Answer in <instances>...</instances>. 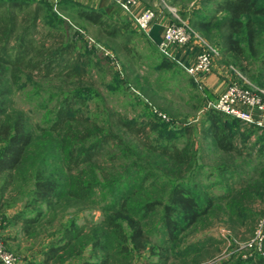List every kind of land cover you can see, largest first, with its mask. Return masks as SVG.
<instances>
[{
    "label": "trees",
    "instance_id": "obj_1",
    "mask_svg": "<svg viewBox=\"0 0 264 264\" xmlns=\"http://www.w3.org/2000/svg\"><path fill=\"white\" fill-rule=\"evenodd\" d=\"M210 1L217 6L216 16L209 20L200 18L194 24L205 33L215 34L216 45L223 55L232 54L238 62L259 55L264 0ZM31 2L0 0V201L12 193L11 199L16 198L15 194L20 195L25 207L50 205L56 198L61 200L55 206L69 199L85 203L99 185L105 184L108 194L116 197L104 209L107 218L97 225L82 226L72 219L69 225L57 230L41 260L25 264H132L134 252L147 249L152 231L176 241L200 221L217 199L211 192H205L206 200L202 198L206 185L197 192L204 168L197 169L188 146L180 148L154 140L151 135L156 126L154 120L140 122L117 116L114 123L100 124L75 110L79 90H71L63 95L51 127L43 129L33 124L14 99L15 85L21 75L66 81L82 76L86 62L80 52L73 56L78 44L69 33L72 22L59 16L62 32L52 28L46 33L55 40L47 45L36 39L39 21L44 18L42 12L51 4L39 2L33 8ZM78 13L100 27L99 42L106 38L110 45L118 37L122 25L107 18L100 9L79 7ZM158 25L153 27V39L149 37L157 46L163 39V36L159 41L154 38ZM115 50L122 51L120 47ZM164 58L176 63L165 55ZM257 86L264 87V83ZM210 111L226 115L215 109ZM219 115L210 116L209 137L221 150H237L238 133L234 128L240 120L232 117L235 122L231 124ZM47 132L51 133L49 146L39 141L40 135ZM259 139L260 151L264 153V134ZM114 147L118 148L114 159L123 162L109 166L110 170L95 171L100 156ZM53 163L60 166L58 174L50 170ZM22 185L26 186L25 191H21ZM152 190L160 195L146 198L139 195ZM228 197L223 196V200ZM42 214L40 211L32 218L18 212L13 219L29 233L40 223ZM198 245L190 244L182 255L189 256L193 250L198 254L203 252L205 247L200 249ZM159 249V264H169L174 256L165 246ZM254 256L234 264H264V255ZM0 264H3L1 260Z\"/></svg>",
    "mask_w": 264,
    "mask_h": 264
},
{
    "label": "rangeland",
    "instance_id": "obj_2",
    "mask_svg": "<svg viewBox=\"0 0 264 264\" xmlns=\"http://www.w3.org/2000/svg\"><path fill=\"white\" fill-rule=\"evenodd\" d=\"M30 1L33 8L39 2L51 4V7L44 8L42 12L44 18L39 21L36 39L50 45L55 39L50 35L46 36V33L52 28L57 29L56 31L63 30L59 16L72 22L73 28L69 33L78 44L73 56L80 52L86 62V72L82 76L66 81L63 78L21 75L20 81L15 85L14 99L33 124L43 129L51 127L63 95L71 90H79L75 110L100 124L114 123L117 116L140 122L154 120L156 126L151 132L154 140L159 144L177 145L180 148L188 146V151L196 160L197 169L198 166L204 168V174L199 179L202 184L197 192L203 191L206 185L202 198L206 200L205 192H211L217 199V203L200 221L176 241L163 233L152 231L147 249L141 253L135 251L132 264H159V246H165L174 256L169 264H226L229 261L234 264L239 259L264 255V240L260 246L257 244L249 247L258 233L262 232L264 236V153H261L262 146L259 143L264 130L246 122L237 123L234 131L238 133L235 140L238 149L234 151L221 150L209 137L208 129L212 123L210 116L219 114L206 108L207 99H215L216 95L210 96L214 93L210 94L205 82L206 77L215 71V66L210 73L196 80L185 69L184 63L189 64L188 61L169 58L176 62L172 63L164 58L156 41L138 29L135 22L111 0ZM156 1L162 4L161 9L168 11L169 23L180 24L185 21L193 29H197L208 45L217 47L215 34L205 33L194 24L200 18L209 20L216 16L215 3L211 7H204L202 0ZM157 5H152L151 8L158 13L160 8ZM59 6L68 10L60 9ZM79 7L98 8L107 18L119 22L122 28H119L115 41L110 42V45L106 38L99 42L97 33L100 27L80 16ZM157 27L154 38L159 41L165 25L162 22ZM261 34L259 55L254 58L238 62L232 54L223 55L220 49L221 55L215 60V65L217 63V67L221 69L215 71L217 79L221 77L223 80L226 74L224 79L228 85L238 82L245 88H252L259 82L264 83V32ZM93 40L95 43H91ZM196 40L198 38L193 41ZM199 41L196 43L201 50H207L208 46H202L203 42ZM119 47L122 49L121 53L115 50ZM104 50L114 55V62L105 55ZM219 116H222L223 121L231 124L235 122L228 115ZM49 134L51 133L40 135L39 141L49 146ZM117 150L114 147L110 153L105 151L100 156L95 171L103 172L102 170H110L109 166L120 165L123 160L114 159ZM57 168H60L58 163H53L50 170L56 173ZM90 169L88 168L89 174ZM25 188L22 185L21 191H25ZM108 191L103 184L96 188L95 194L85 203L69 199L71 201L63 200L55 206L61 200L56 198L53 204H40L35 208L25 207L20 195L15 194L16 198L11 199L12 193H6L0 201V236L9 251L21 259L20 264L39 261L57 230L69 225L72 219H76L82 226L87 223L97 225L107 218L104 209L116 199ZM139 195L146 198L151 195L159 196L160 193L152 190ZM223 196L229 197L223 200ZM40 211H43L40 223L29 233L20 222L13 219L18 212H25L33 218ZM190 244H196L200 249L205 247V250L199 254L193 250L189 256H183L182 251Z\"/></svg>",
    "mask_w": 264,
    "mask_h": 264
},
{
    "label": "built area",
    "instance_id": "obj_3",
    "mask_svg": "<svg viewBox=\"0 0 264 264\" xmlns=\"http://www.w3.org/2000/svg\"><path fill=\"white\" fill-rule=\"evenodd\" d=\"M121 10L127 14L138 29L145 35L152 38V30L157 23L158 13L153 8H145L139 10L141 0H111ZM174 9V8H172ZM175 10V9H174ZM198 38V40H195ZM200 40V41H199ZM203 42L208 46L207 50H201L195 61L186 64V71L196 80L210 73L214 66L217 57H220L221 50L218 47L210 46L206 41L202 40L200 34L193 29L187 22L169 23L165 26L163 39L158 44L159 50L168 58L175 61H181L176 58L175 52L178 49L188 47L192 42ZM95 43V41H91ZM105 55L115 61L114 55L107 50ZM118 63V62H115ZM183 63V62H182ZM245 82H247L245 80ZM207 109H215L228 116L239 119L250 125L264 130V87L253 85L252 88H245L238 82L232 83L215 99H207ZM261 231V230H260ZM264 240L262 232L258 233L250 242L249 247L261 245ZM0 260L3 264H20L21 259L13 252L9 251L4 239L0 236Z\"/></svg>",
    "mask_w": 264,
    "mask_h": 264
},
{
    "label": "crops",
    "instance_id": "obj_4",
    "mask_svg": "<svg viewBox=\"0 0 264 264\" xmlns=\"http://www.w3.org/2000/svg\"><path fill=\"white\" fill-rule=\"evenodd\" d=\"M196 1L197 0H194V2H196ZM202 3H203L204 7H211L212 5H214L215 2L210 1V0H202ZM157 4H159V5H157ZM152 5H154V6L157 5L158 8H160V10L158 9L157 24H160L163 22V25L166 26L170 22L169 16L167 17L168 11L164 10V8L161 9V7H163L162 4L157 3L156 0H141L138 9L143 10L145 8H151ZM196 31H197V29H196ZM200 51H201V48L198 46V43L192 42L188 47L176 50L175 55H176V58L178 60H181L183 62L188 61V63H192L193 61H195V59H196V57ZM215 68H216L215 71L217 69L221 70L220 68L217 67V63L215 65ZM215 71H213L212 74H210L208 77H206V82H205L210 94H211V92L214 93L213 95H210L212 97L214 95H216V97L219 96L221 94L222 90L224 91L226 89V87L228 86L227 81L224 79V76L226 74H224L223 80L221 77L219 79H217V74H215Z\"/></svg>",
    "mask_w": 264,
    "mask_h": 264
}]
</instances>
